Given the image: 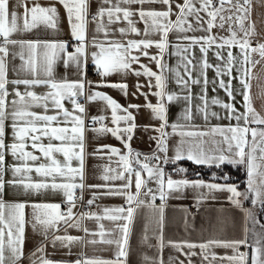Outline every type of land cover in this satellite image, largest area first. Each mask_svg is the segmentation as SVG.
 Instances as JSON below:
<instances>
[{"label": "snow or ice", "instance_id": "1", "mask_svg": "<svg viewBox=\"0 0 264 264\" xmlns=\"http://www.w3.org/2000/svg\"><path fill=\"white\" fill-rule=\"evenodd\" d=\"M63 6L67 13V18L71 26L72 37L78 42L75 51L68 53L67 58L64 60L65 67L74 64L76 66L77 73L80 78L75 81H68L64 79L62 81H54L53 66L61 53L67 52V44L64 42L51 43L40 41H22L13 40L10 37L18 31H30L37 27L38 24L44 23L49 27H54V19L58 16L57 9L54 6L41 7L38 3L34 4L31 8L27 7L25 0H18L17 7L24 6L23 26L18 27V15L16 11H10L9 0H0V38L3 39V43L0 44V264H5L6 260L9 264H20V261L24 258V243H25V225L31 223L33 231L36 232L39 227V235L43 237L40 244L31 253L29 259L30 264H124L121 258H127V246L128 237L130 233V225L133 221L135 209L131 206L133 203L139 207L144 201L139 199L141 191L146 189L145 195L150 196L153 206L157 195L163 202L166 198L174 192H182L183 189L188 187L193 188H206L209 193L212 192H227L230 194L229 200L236 207L245 212L246 217L251 216V212L244 209L241 202L248 200L251 197V203L255 206L257 203L264 209V130L248 127L249 124L264 125V117H260L255 113L250 102L249 89L250 84L246 78V74L249 71L247 68L237 69L239 75L236 77L242 85V92L245 109L244 113H238L236 108L232 104H220V101L213 100L214 105L220 104L221 107L227 110L228 116L225 117L229 120L235 119L237 121L236 126L213 127L208 132L204 131H179L177 132V124H168L167 119V107L166 102L171 103L183 98L187 101V106L182 112L181 118L184 120L192 119V95L189 88L188 81L184 80L177 72L176 83L182 88L188 90V95L181 97L177 93H167L165 91L167 87L166 78L163 75L165 65L163 61V54L168 48V33L173 29L183 33L186 31H205L210 32L213 27L216 26L215 22L219 16V27L223 28L225 22L229 23L230 37L219 38L222 42L217 43V38L211 35L204 37H187L182 39L189 40L190 45L200 44V51L206 55L207 47L215 45L217 48H223L228 46H238L241 50V54L244 59L241 61L242 65H248L252 63L249 59V52H259L261 58H264V43L258 44L257 48H252L248 37L252 34L253 28L250 25L248 29L244 28V21L248 19L251 12V0H243L240 3L239 0L235 4H232L231 0H217L218 6L214 4V0H183L182 4H176L178 13H176V21L172 22L169 17L172 15L173 0H97V9L95 13H90L91 0H55ZM159 3L167 6L165 11L145 10L143 7L137 11H133L131 7H121V5H133L139 4H154ZM199 4V8L196 5ZM235 9L236 15L235 22L239 24L240 30L244 32V39L239 40L236 38V32L231 28L233 20L232 15L225 17L223 12L227 11L232 13ZM200 12H205L208 16V20L204 21L207 24V28L202 27V17ZM134 15H138L140 20L146 25L144 35H149L148 22L151 21V28L153 31L162 33L158 41L149 39L143 40H127L126 44L119 40L109 39L110 32L115 35V32H119L121 37L128 35L129 33L137 36L141 35L140 30L135 26L132 20ZM193 17L196 21L197 28H193L192 25L184 27L188 22V17ZM105 18L107 22L105 23ZM121 20L127 22V28H118L112 30L111 25L119 23ZM96 25V33H103L104 40H99L94 35L89 41L87 39V29L89 23ZM8 45H19L23 50L27 48L28 56L25 59L23 51L20 53V59L24 61V65L21 67V71H27L32 75V79H8V65L7 57L9 56ZM155 46L158 49V56H150L149 59L154 61L157 68L160 69V73L151 71L145 65L141 64L140 69H134L133 64L139 63L140 57L133 55V51L140 52L144 56H148L147 49ZM88 47L97 49L90 54L88 53ZM187 51V48L184 49ZM89 55L91 61L95 66L97 74L102 78L100 83L94 84L91 81L86 80L85 66L88 62ZM12 58H16V53H12ZM217 58L220 59L219 53ZM233 56L231 51L228 53L229 67L227 74H231V63ZM191 61L184 66L185 71L188 73L189 79L192 84H199V79H193L191 72L188 71V65ZM193 67H195L193 65ZM202 67L204 69L210 67L207 61L203 62ZM13 71L17 70L13 68ZM43 73L45 79H41L40 74ZM114 74L121 76H127L129 74L137 77L143 75L151 79H155V84L149 82L148 87H155L158 91L151 93L157 97V103L153 105L148 101L149 93L140 91L144 85L136 84V90L140 95L145 98V104L143 106L136 104H129L126 108L120 105L116 100L111 98L105 93L100 91H91L92 88L100 87H112L118 89L123 95L128 96V86L125 83H108L106 77ZM220 70L217 69V75H220ZM215 83V81H213ZM13 85L12 95L13 99L8 100L10 95L8 85ZM23 84L25 86V92L21 93L18 86ZM208 81L204 78V91L206 93ZM47 86L51 91L43 95H38L36 92L31 91L37 86ZM221 88H225L228 96L234 99L231 91V81L228 85H225L221 80ZM86 89L87 95H86ZM136 96V93H132ZM84 96L89 102L102 101L105 105L111 109V122L116 125L114 128H109L103 125L105 116L92 117L94 124L99 123L101 127L93 128L99 134L111 133L114 137L119 139L125 148L128 150V155H121L120 160L124 165V170L118 173L114 177L105 175L104 180L120 179L125 180L124 173L127 172L128 178L121 186H107L108 193L110 195H123L126 197V201L129 205L127 209L124 207L117 208H105L103 216L96 213H81L79 216H74L72 209L75 207V201L77 199L75 192L76 189L81 190V200L83 199V161H84V132L85 121L83 114L85 108L78 102V98ZM204 100L203 106L197 105L196 111L203 115L204 120L207 122L209 118V112L207 110V101L204 96L199 97ZM68 100L73 105V110L70 112L64 107L63 101ZM49 102L51 107L57 111V115H47L49 110ZM42 108L45 114H38L35 111H31L32 108ZM141 107H146L150 110L152 118L160 121V126L152 130L159 133L158 136L151 137L156 141V149L150 155H145V162L140 163V153L133 154V150L130 146V141L133 138V133L137 127L135 123V115L131 109L139 111ZM118 113H124L119 115ZM62 114L63 121L59 120V115ZM212 117L219 119L220 117L212 112ZM251 117V118H250ZM11 120V129L13 142L11 144H5V123ZM244 121V126L240 125V121ZM54 122L58 125L61 122L66 126H53ZM123 123V127H121ZM67 125H71L70 127ZM171 127L172 133L169 134L165 131L166 128ZM145 130H148L147 127ZM249 133L251 134V141L247 139ZM178 134L181 139L178 144L173 148V155H168V137L169 135ZM219 134L222 139L216 140V135ZM205 136L210 137L209 141L204 140ZM185 137L191 138L185 140ZM43 138L48 139V144L45 145L41 141ZM259 138V139H257ZM29 141H31V147L42 153L43 157L49 161L48 164L41 163L38 166H29L28 161L35 162L40 157L33 154V152L26 151L29 147ZM53 141H58L59 144H53ZM207 145V146H206ZM7 153L14 157L16 160L22 161L21 166L10 165L9 168L12 172L13 179L8 183L13 187L22 186L23 194L25 196L31 194H40L42 190L47 191L51 189L53 192H62L65 197V203L68 208L66 212L61 211V205L58 203H29L27 200L15 203H6L2 194L4 191V175H5V155ZM247 149V150H246ZM109 151L113 154H119V150L116 148H109ZM61 154L64 158L63 163L54 157V154ZM160 153H163V161H161ZM136 163L139 165V169H133L130 166L129 158L133 157ZM79 162L78 167L72 166V161ZM157 161L156 164H152L151 161ZM182 160H187L196 165H205L209 167H215L222 169V166L229 165L233 168L243 167L247 176V190L245 192L238 191V186L229 184L227 181L230 179L227 173L221 178L226 181L225 184L217 183H204L203 181H189L188 179L174 180L171 177L165 179V173L160 167V163H177ZM35 171V173L44 178L40 182H33L29 173ZM178 171L183 173L186 171L184 168H178ZM142 172L147 173V179L142 178ZM135 175V188L136 192L130 191L132 187L131 176ZM20 180L15 179L17 176H21ZM259 176V183L257 184L256 177ZM50 178V181H49ZM59 178L60 182H57ZM79 178V182H77ZM148 180H153L157 184L155 191L147 188ZM100 187V186H89ZM203 198V196H202ZM215 197H213L214 199ZM96 199L95 195L93 199L88 200L87 204L91 205ZM31 209L30 220H26V209ZM163 204L159 208V221L158 224L162 229L163 222ZM87 219H95L97 221L107 219L113 222L124 221L123 224L116 223L115 231L119 233L118 239H105V235H113L112 232L106 233L103 225H99V232H90L88 228L81 227V221ZM258 222V221H257ZM63 224L65 226L64 231L67 232V228H77L85 233L84 237H76L72 235H57L56 232L60 230L59 226ZM264 227V225H261ZM52 235L49 236V232ZM247 229H245V238L242 240H228V239H208L205 242L193 243L188 241L173 242L169 241V246L181 252L187 259L189 264H192L191 257L196 256L197 253L192 251L199 248L200 255L204 261H208V264H213L214 261L219 259L220 261H227L228 264H248L249 254L247 252H241V246L250 247L247 239ZM254 235H256L254 233ZM87 236H99L100 243L115 244L118 251L116 252L115 260H103L100 258L88 259L77 258L74 262L71 261H53L48 259L45 255V243L49 242L53 248L56 247L57 242L62 247H69V254H71L70 246L73 244H95L98 241L95 239L86 240ZM160 248L164 247L162 235L159 237ZM187 248L188 252H183V249ZM213 248L231 249L232 254L227 256L217 257L215 252H212ZM9 252V255L5 256V250ZM40 255L37 256L36 254ZM83 256V253L80 254ZM264 250L260 247V238L256 239V246H252L251 264H264ZM145 257V260H148ZM163 264V261H160ZM179 264H184V261H179Z\"/></svg>", "mask_w": 264, "mask_h": 264}, {"label": "crops", "instance_id": "2", "mask_svg": "<svg viewBox=\"0 0 264 264\" xmlns=\"http://www.w3.org/2000/svg\"><path fill=\"white\" fill-rule=\"evenodd\" d=\"M10 2V11H16L18 15V27L22 28L23 26V16H24V6L21 5L17 7L18 0H9ZM27 7L31 8L34 4L38 3L41 7H50L54 6L57 9L58 16L54 19V27H49L44 23H40L37 27L31 29L30 31H18L14 33L10 39L13 40H22V41H40V42H51L58 43L64 42L67 44V52L61 53L60 57L57 59L56 63L53 66V76L54 81H62L67 79L68 81H75L80 78L77 73L76 66L74 64H69L68 67H65L64 60L67 58L68 53H73L78 42L72 37L71 26L69 24L67 13L63 6L59 3H56L55 0H25ZM232 4H235L237 0H231ZM240 3H243V0H239ZM183 0H173L172 4V15L169 19L172 22L176 21V13L178 9L176 4H182ZM214 4L218 6L217 0H214ZM121 7H131L133 11H137L141 7L145 10H156V11H165L167 6L154 3V4H144L143 6L139 4L121 5ZM199 8V4L196 5ZM97 9V0H91L90 3V13H95ZM232 15L233 20L231 23V28L236 32V38L239 40L244 39V32L240 30L239 24L235 22V17L238 15L235 9L232 10V13L227 11L223 12L222 15L225 17ZM202 19V27L207 28V24L204 21H207L209 18L205 12H200ZM135 26L140 30L141 35L137 36L135 34L129 33L128 35L121 37L119 32H115V35H112L110 32L109 39L119 40L122 43L127 42V40H143L149 39L153 41H158L162 33L158 31H153L151 28V21L148 22L149 35H144L145 23L140 20L138 15L132 17ZM107 22L105 18V23ZM192 25L195 29L197 28L196 21L193 17H188L187 24L184 25L185 28L188 25ZM216 26L211 29L210 32L205 31H186L179 32L175 29L168 33V48L164 52L166 67L163 72L164 77L166 78L167 87L165 91L167 93H177L181 97L188 95V90L182 88V86L176 83V73L178 72L180 76L188 81L189 88L192 95V119L184 120L181 118L184 108L187 106V101L183 98L167 103V119L168 124H177V132L183 131H204L208 132L213 127H228L236 126L237 121L235 119L229 120L225 117L228 116L226 109L220 106V104H232L238 113H244L245 109L243 107L244 100L243 96L240 94L242 92V85L239 80L236 78L239 73L237 69L247 68L249 71L246 74L248 83L250 84L249 95L251 106L253 107L256 114L260 117H264V58H261L259 52H249V59L252 63L248 65H242L241 61L244 59V56L241 54V50L238 46H232L229 48L225 46L223 48H217L215 45L207 47L206 55L201 53L200 44L190 45L189 40L182 39V37H204V36H214L217 38V43L222 41L219 39L221 37L228 38L230 37L229 32V23L225 22L224 27L220 28V19L219 16L215 22ZM252 26L253 32L248 37L251 43L252 48H257L258 44L264 43V0H251V12L248 16V19L244 21V28L248 29L249 26ZM96 25L94 23L88 24L87 29V39L90 41L95 35L97 39L104 40L103 33H96ZM127 28V22L121 20L117 24L110 26L112 30L118 28ZM187 48V51L184 49ZM9 56L7 57L8 65V79L11 81L13 79H32V75L27 71H21L24 61L20 59V53L23 51L25 59H27L28 52L27 48L21 49L19 45L13 46L8 45ZM88 53L90 54L93 51H97L92 47H88ZM231 51L233 56V61L231 63V74H227V69L229 67L228 63V53ZM148 56L142 55L140 52L133 51V55H138L140 57L139 63L133 64V68L137 70L140 69V65L143 64L151 71L160 73V69L157 68V65L154 61L150 60V56H158V49L153 46L147 49ZM12 53H16V58H12ZM217 53H219L220 59L217 58ZM207 61L210 67L204 69L202 67L203 62ZM191 61V64L188 65V71L191 72V77L193 79H199V84H192L189 79L188 73L185 71V65ZM193 65L195 67H193ZM13 68L17 71L14 72ZM217 69L220 70V75H217ZM207 78L208 84L206 87V93L202 91L204 89V78ZM41 79H45L43 73L40 74ZM86 80L98 84L101 81V77L97 74L95 66L91 61V56L89 55L88 62L85 66V77ZM108 83H125L128 86V96L123 95L118 89L112 87H100L92 88L91 91H100L107 94L114 100H116L123 107H127L129 104H136L143 106L145 104V98L143 95H140L136 90V84L139 83L144 85L140 91L144 93H149L148 101L153 105L157 103V97L151 95L158 91L157 88H149V82L155 84V79H151L141 75L139 77L135 75L121 76L119 74H114L109 77L104 78ZM223 81L225 85L229 84L231 81V91L234 99H231L225 88H221L220 81ZM215 81V83H213ZM21 93L25 92V86L23 84L18 86ZM8 89L10 95L8 100L13 99L12 89L13 85L9 84ZM36 92L38 95L46 94L51 91L47 86L41 85L29 89ZM86 89V95H87ZM136 93V96H133L132 93ZM204 96L207 101V110L209 112V118L207 122L204 120L203 115L197 113L196 106H203L204 100L199 99V97ZM220 101V104L214 105L213 100ZM78 102L84 106L85 113L83 118L85 121V132H84V161H83V184L85 185L83 189V199L81 200L78 194L81 190L76 189L75 195L77 197L75 201V207L72 209L74 216H79L81 213H96L97 215L103 216L105 208H117L124 207L127 209L129 207L126 197L123 195H110L108 193L107 186H121L125 183L128 178L127 172L124 173L125 180L120 179H109L104 180L103 177L108 175L109 177H114L118 173L124 170V165L120 160L121 155H128V150L125 148L124 144L121 143L119 139L107 134H99L95 131H92L93 128L101 127V124H94L92 122V117L105 116L106 119L103 121V125L109 128H114L116 125L111 122V109L108 108L102 101H92L89 102L85 99L84 96L78 98ZM64 107L70 112L73 110V105L68 101H63ZM49 110L46 113L47 115H57V111L51 107L49 102ZM31 111H35L38 114H45L42 108H32ZM132 113L135 115V123L137 125L133 138L129 142L133 154L140 153L139 161L140 163L145 162V155L150 156L156 149V141L151 139V137L158 136L159 133L155 132L154 128L160 126V121L152 118V114L149 109L146 107H141L139 111L136 109H131ZM215 112L220 118L217 119L212 117L210 114ZM119 115H124V113H118ZM59 120L63 121L62 114L59 115ZM251 118V117H250ZM240 125L244 126V121H240ZM53 126H66L62 122L56 124L54 122ZM71 126V125H67ZM123 127V123L120 125ZM147 127L148 130H145ZM250 128H264V125L249 124ZM165 131L169 134L172 133V128L168 127ZM251 134L249 133L247 139L251 141ZM181 137L178 134L169 135L168 137V146L169 152L168 155L171 157L173 155L172 148L179 143ZM191 138L185 137V140H190ZM206 141H209L211 138L205 136L203 138ZM216 140L222 139V137L217 134L215 137ZM13 142L12 129H11V120L9 119L5 123V144H11ZM43 144H48V139L43 138L41 141ZM29 147L26 148V151L33 152L34 155L40 157L35 162L28 161L29 166H38L41 163L48 164L49 161L46 160L42 153L38 150L33 149L31 141L28 142ZM53 144H59L58 141H53ZM207 146V145H206ZM109 148H116L119 150V154H113L109 151ZM247 150V149H246ZM5 155V175H4V191L2 198L6 203H15L27 200L29 203H58L61 205V211L63 206L67 205L65 203V197L62 192H53L51 189L44 191L42 190L40 194H31L25 196L23 194L22 186L13 187L8 183L9 180L13 179L12 172L9 168L10 165L21 166L22 161L16 160L10 154ZM161 161H163V153H160ZM54 157L63 163L64 158L61 154H54ZM130 166L133 169L138 170L139 165L136 163V160L133 157L129 158ZM152 164H156L157 161H151ZM73 167H78L79 162L76 160L72 161ZM160 167L165 173V179L171 177L174 180L179 179H188L189 181H203L204 183H217L225 184L226 181L221 177L227 173L230 179L227 181L229 184H234L238 186V191L245 192L247 186H244V177L245 172L243 167L233 168L229 165L222 166V169H217L215 167H209L205 165H196L190 161L182 160L175 164L173 163H160ZM178 168L186 169L185 172L181 173L178 171ZM31 180L33 182H40L42 177L38 176L35 171L29 173ZM21 176H17L15 179L20 180ZM142 178L147 179V173L142 172ZM132 187L130 191L132 193L136 192L135 188V175L131 176ZM50 181V178H49ZM57 182H60L57 178ZM79 182V178H77ZM89 186H100V187H89ZM147 188L155 189L157 184L153 180H148ZM146 189L141 191L139 199L144 201L139 207L133 203L131 206L135 209L133 221L130 225V233L128 237V246H127V258H121L124 261V264H160V261H163V264H179V261H184V264H189L188 259L181 254V252L176 251L173 247L169 246V241L173 242H182L188 241L193 243L205 242L208 239H228V240H242L245 238V229H247V239L250 247L241 246V252H247L249 254L248 264H251V255H252V246H256V239L260 238V247L264 250V209L261 208V205L257 203L255 206L251 203V198L248 200H243L241 197L242 206L244 209H247L251 212L250 217H246L244 211L240 208L233 205L230 200V194L227 192H212L209 193L206 188H193L188 187L183 189L182 192H174L169 195L165 201H161L157 195V199L154 202L153 206L150 196L144 194ZM95 195L96 199L91 205L87 204L88 200L93 199ZM203 196V198H202ZM213 197H215L213 199ZM163 204V222L162 229L158 224L159 221V208ZM68 207V205H67ZM31 209H26V220H30ZM258 221V222H257ZM116 223L123 224L124 221L113 222L107 219L97 221L95 219H87L81 221V227H86L90 232H99V225H103L106 233L112 232L113 235H105V239H118L119 233L115 231ZM60 230L56 232L57 235H72L76 237H84L85 233L77 228H67V232L64 231L65 226L61 224L59 226ZM39 227L37 231L34 232L31 223H26L25 225V243H24V258L20 261V264H30V255L35 250V248L40 244L43 237L39 235ZM254 233L256 235H254ZM52 235V232H49V236ZM162 235L164 247L160 248L159 237ZM86 240L95 239L98 242L95 244H73L70 246L71 254H69V247H62L59 242L55 248L49 242L45 243V255L48 259L53 261H71L74 262L77 258H88L95 259L100 258L103 260H115L116 252L118 251L115 244H105L100 243L99 236H87ZM187 248L183 249V252H188ZM192 251L197 253L196 256L191 257L192 264H208V261H204L203 257L200 255V249L196 248ZM212 252H215L217 257L231 255V249L224 248H213ZM83 253V256L80 254ZM9 252L5 250V256L7 257ZM37 256L40 254L37 253ZM145 257H148V260H145ZM264 258V257H262ZM5 264H9L6 260ZM213 264H228V262L220 261L217 259Z\"/></svg>", "mask_w": 264, "mask_h": 264}, {"label": "rangeland", "instance_id": "3", "mask_svg": "<svg viewBox=\"0 0 264 264\" xmlns=\"http://www.w3.org/2000/svg\"><path fill=\"white\" fill-rule=\"evenodd\" d=\"M256 52H254V54H255ZM163 63H164V65L166 66V60H165V56L163 55V61H162ZM259 130H264V128H259ZM252 139V138H251ZM257 139H259V138H257ZM244 174H245V177H244V182H243V184H244V186H247V183H246V180H247V176H246V171H245V169H244ZM256 179H257V184L259 183V176H257L256 177ZM251 198V197H250Z\"/></svg>", "mask_w": 264, "mask_h": 264}, {"label": "built area", "instance_id": "4", "mask_svg": "<svg viewBox=\"0 0 264 264\" xmlns=\"http://www.w3.org/2000/svg\"><path fill=\"white\" fill-rule=\"evenodd\" d=\"M3 43V39L2 38H0V44H2ZM98 124V123H97ZM79 196H81V192H80V194H78ZM82 195H83V193H82ZM67 205H64L63 206V210H62V212H66L67 211Z\"/></svg>", "mask_w": 264, "mask_h": 264}]
</instances>
